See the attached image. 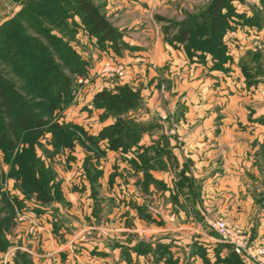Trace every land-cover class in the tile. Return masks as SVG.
Segmentation results:
<instances>
[{"label": "rangeland", "instance_id": "374dc122", "mask_svg": "<svg viewBox=\"0 0 264 264\" xmlns=\"http://www.w3.org/2000/svg\"><path fill=\"white\" fill-rule=\"evenodd\" d=\"M89 1L113 41L91 34L69 0H0V50L17 54L19 93L62 129L0 150V264H195V231L217 239L214 218L254 241L203 200L233 193L244 133L264 126V0H225L216 35L203 15L211 0ZM52 5L62 14L44 15ZM188 20L193 31L178 42ZM195 150L201 177L187 158ZM180 235L191 245L178 263Z\"/></svg>", "mask_w": 264, "mask_h": 264}, {"label": "trees", "instance_id": "16d2710c", "mask_svg": "<svg viewBox=\"0 0 264 264\" xmlns=\"http://www.w3.org/2000/svg\"><path fill=\"white\" fill-rule=\"evenodd\" d=\"M71 4L67 5L76 10L77 14L82 18V21L90 29L93 35L102 34L104 40L113 41L115 33L112 27L99 15L96 7L89 0H69ZM53 6V5H52ZM226 8L225 0H211L204 11V17L208 21L211 35L218 34L219 31L226 25L227 17L223 13ZM62 11L57 6L48 9L46 16L60 15ZM191 21L188 20L183 23L178 35V42H185L193 31L191 28ZM7 29V26L4 27ZM4 29V30H5ZM189 40V39H188ZM30 44L37 46V43L28 40ZM1 44H4L0 40ZM9 47L4 51L0 50V150L4 154L11 153L18 148L21 142V137L24 134L48 132V130L55 129L62 134V129L50 120V115H44L39 107L34 103V100L25 101L20 95L21 85L19 84V76L13 71L17 66L22 67L17 58V54L13 55L9 43ZM15 56V57H14ZM58 78L67 86V79L62 74L56 72L52 78ZM49 79V80H53ZM55 80V79H54ZM125 133V132H124ZM123 133V134H124ZM125 135L117 136L112 143L115 148L122 144L121 138ZM16 165L23 170V166L19 157L15 158ZM25 175V171H22ZM38 197H41V188L34 187ZM11 216L5 215L2 222H5V227L11 226ZM0 232L2 229L0 228ZM235 261L239 262L241 259L233 252L230 255Z\"/></svg>", "mask_w": 264, "mask_h": 264}, {"label": "crops", "instance_id": "0c3cea01", "mask_svg": "<svg viewBox=\"0 0 264 264\" xmlns=\"http://www.w3.org/2000/svg\"><path fill=\"white\" fill-rule=\"evenodd\" d=\"M251 129V124H249L248 132L244 133L247 145L243 146L244 158L241 165L242 172L241 174H236L234 171L231 175L232 178L228 181L230 185H233V193L227 194L226 196L223 195L220 201H214L215 195L208 194L203 201L205 204L210 203L212 205L211 211L213 214L225 216L227 219L231 218L230 220L238 222L246 232L248 231L253 235L252 238L255 242H259V239L262 238V234H264V126L254 125L253 136H251ZM255 140L259 145L253 144ZM171 152L174 156H178L179 154L175 148H173ZM199 155H201L199 151L195 150L194 153L187 155V158L192 161L196 168L194 176H199L198 174H201V177L203 176L202 166L204 159L199 158ZM235 165L236 164H234V168L236 167ZM227 166H230V164L227 163ZM240 177L242 179L241 184L238 183ZM239 185L242 186L241 194H239V191L235 188ZM204 188H209V185L206 184ZM214 204H216L215 207H213ZM198 210H200V208H198ZM185 229V227H180L178 230ZM189 230L191 231L190 228ZM195 232L199 234L196 238V240H198L197 243L194 242L196 243L194 245L195 256H193L195 264H202L200 257L203 252L207 253L209 257L212 256L213 252L218 253L221 263H223V260L229 259L230 262H236L237 264H253L242 260H239V262L234 261L230 256L232 251L228 246L219 243L216 238L209 234H205L202 230H196ZM190 234L192 233L190 232ZM184 235L186 236L185 233ZM184 235L176 237V245L171 248L177 251L178 258L174 260H177L178 263L182 261L187 248L191 245V242H188L187 237ZM226 264H228V261Z\"/></svg>", "mask_w": 264, "mask_h": 264}, {"label": "built area", "instance_id": "2783aa9c", "mask_svg": "<svg viewBox=\"0 0 264 264\" xmlns=\"http://www.w3.org/2000/svg\"><path fill=\"white\" fill-rule=\"evenodd\" d=\"M206 213L211 211L206 209ZM207 223L216 233L218 242L228 246L242 261L264 264V245L251 241L239 225L229 223L223 218L207 220Z\"/></svg>", "mask_w": 264, "mask_h": 264}]
</instances>
